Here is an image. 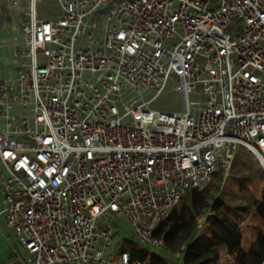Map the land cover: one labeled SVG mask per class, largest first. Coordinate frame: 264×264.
Instances as JSON below:
<instances>
[{"label": "built area", "instance_id": "2783aa9c", "mask_svg": "<svg viewBox=\"0 0 264 264\" xmlns=\"http://www.w3.org/2000/svg\"><path fill=\"white\" fill-rule=\"evenodd\" d=\"M7 1L22 38L0 77V235L21 264H147L106 254L110 213L151 253L239 146L264 169V0H57L56 18ZM168 81L185 111L150 108Z\"/></svg>", "mask_w": 264, "mask_h": 264}, {"label": "rangeland", "instance_id": "374dc122", "mask_svg": "<svg viewBox=\"0 0 264 264\" xmlns=\"http://www.w3.org/2000/svg\"><path fill=\"white\" fill-rule=\"evenodd\" d=\"M58 10L59 5L57 0H42L37 5L38 14L46 18H56ZM233 24H235L233 30L238 32L242 21L235 20ZM6 30L7 34L3 38L0 37L1 78H5L8 72L16 77L18 69V64L13 57L12 41L17 38L21 39L22 34L20 32V23L12 10L11 20L8 21ZM102 33L103 24H99L94 38L100 39ZM151 95V92H147L146 98H149ZM188 100L198 102L200 105L202 104L205 100V95L199 86H196L195 90L189 93ZM149 106L154 110L163 112L185 111L182 105L181 94L176 89V83L173 81L167 82L164 90ZM215 171H219V167ZM236 174L247 177V188L245 190L239 189L238 183L235 180ZM209 184H212L211 197L212 195L213 197L219 196L221 202L215 203L205 211V219L201 222L202 226L197 228L195 239L205 240L208 236L213 235L208 225V218L214 216L215 220L212 221V225L217 227L221 233L216 245L218 258L220 251L224 247L238 246L237 243L241 242L247 245L246 251H242L239 246L242 254L243 252H249L255 242L264 247V169L260 165L256 155L248 149L239 146L235 151L228 176L225 179L223 177L220 179L218 174L215 173L212 175ZM108 220L113 228V233L106 249V254H117L123 249L149 250L150 246L138 242L134 236L133 228L127 225L126 219L123 216H116L110 213ZM98 223L100 222L98 221ZM13 245H16V242L12 237L7 241L5 237L0 235V256L4 258L8 254H13ZM154 251L165 254L163 249H154ZM233 264H244L243 257L241 255L236 256ZM259 264H264V261Z\"/></svg>", "mask_w": 264, "mask_h": 264}, {"label": "trees", "instance_id": "16d2710c", "mask_svg": "<svg viewBox=\"0 0 264 264\" xmlns=\"http://www.w3.org/2000/svg\"><path fill=\"white\" fill-rule=\"evenodd\" d=\"M219 178H222V170L214 171ZM240 190H245L247 177L241 174L235 175ZM218 188V187H217ZM212 184L207 185L203 189H191L186 192L179 203L171 210L166 219L162 220L154 231V235L162 236L164 251L168 253H177L181 251V247L186 243L182 250V264H211L217 261L218 252L216 249L217 240L221 233L212 225L215 220L214 216L208 218V225L213 235L208 236L205 240L193 238L198 228L197 217L205 214V211L217 202H221L217 196L210 203L212 193ZM217 220V219H216ZM133 261L147 264H175L171 255L160 254L158 252L149 253L145 249L129 250ZM243 257L244 264H259L264 261V247L255 242L248 252H239V256Z\"/></svg>", "mask_w": 264, "mask_h": 264}, {"label": "crops", "instance_id": "0c3cea01", "mask_svg": "<svg viewBox=\"0 0 264 264\" xmlns=\"http://www.w3.org/2000/svg\"><path fill=\"white\" fill-rule=\"evenodd\" d=\"M0 10H1V18H0V37L3 38L7 33L6 26H8V21L11 20V10L13 11L12 7L10 6V3L7 0H0ZM16 15V13L14 12ZM17 18V15H16ZM13 42V41H12ZM13 46V44H12ZM13 48V47H12ZM14 57V56H13ZM0 208H1V202H0ZM3 224L0 221V227H2ZM202 225L198 226L201 227ZM196 236L194 235V238ZM6 239V238H5ZM7 240V239H6ZM8 241V240H7ZM235 246H227L224 247L220 253L219 258L216 263L214 264H233L234 258L239 255L240 247L242 251L247 250V245L243 242L237 243ZM186 245V243H185ZM240 246V247H239ZM164 251V249H163ZM166 252V251H164ZM168 255H171L172 258L175 260V264H182V251H179L177 253H168ZM0 264H21L20 260L13 254H8L6 257L0 256Z\"/></svg>", "mask_w": 264, "mask_h": 264}]
</instances>
